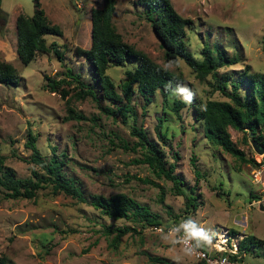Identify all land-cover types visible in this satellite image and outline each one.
Returning <instances> with one entry per match:
<instances>
[{"label":"rangeland","instance_id":"rangeland-1","mask_svg":"<svg viewBox=\"0 0 264 264\" xmlns=\"http://www.w3.org/2000/svg\"><path fill=\"white\" fill-rule=\"evenodd\" d=\"M37 1L61 34H45L43 42L48 50L38 52L23 65L15 52V17L19 13L31 16L34 0H0V61L10 63L20 77L15 86L0 84V152L4 166L12 168L20 178L28 177L31 169L43 173L30 162V149L24 144L30 131L42 157L56 154L63 158L64 173L73 179L87 201L90 195L123 193L146 205L161 224L140 228L129 219L113 220L87 201L54 192L51 185L37 189L30 199L5 198L0 186V257L5 258L6 264H160L150 262L147 257L151 255L167 259L163 264H195L197 259L182 247L178 233L190 230L199 244L205 237L214 238L220 228L252 239L251 246L239 251V264H264V210L253 203L263 193L264 181H254V175L258 171L264 174V157L263 152L253 149L249 135L227 128L230 139L247 159L241 162L204 139L202 124L188 103L179 109L178 118L170 111L169 101L163 106L159 93L144 105L141 96L134 92L129 104L135 117L122 122L118 116L102 113L89 96L78 99L73 94V82L63 84L68 91L64 98L50 92L43 86L44 76L63 78L68 68L95 88L88 75L90 64L75 54L74 48L89 47L90 9L100 7L101 2ZM170 2L179 15L192 21L185 30V42L194 58H200L202 46L213 49L218 45L228 57L237 54L239 58L237 63L218 68L219 75L235 76L245 67L250 72L264 73V0ZM142 9L136 0H116L111 23L123 42L181 79L170 98L183 99L186 94L201 102L226 100L214 91L210 77L196 79L179 58L164 60ZM52 43L60 57L49 48ZM132 67L129 63L109 65L105 71L119 95L125 71ZM99 103L109 105L102 98ZM67 106L85 118H70ZM158 117L163 119L159 128L165 134L163 141L154 128ZM132 124L144 128L163 148L167 162L175 163L174 172L184 195L175 194L171 182L156 177L146 164L134 161L141 158L138 148L120 146L121 141L127 147L135 141L129 133ZM261 132L264 139V129ZM189 194L198 203L195 209L185 207V195ZM249 195L257 198L249 203ZM189 223L194 227L190 228ZM108 227H133L136 232L130 230L113 241L115 232H104Z\"/></svg>","mask_w":264,"mask_h":264},{"label":"trees","instance_id":"trees-1","mask_svg":"<svg viewBox=\"0 0 264 264\" xmlns=\"http://www.w3.org/2000/svg\"><path fill=\"white\" fill-rule=\"evenodd\" d=\"M100 2V7L90 9L89 47L87 49L74 48L75 54L82 56L87 65L90 64L92 70L89 69L90 74L88 75L94 81L95 88L91 83L84 82L78 73H71L69 68L65 69L63 78L53 79L44 76V88L50 92H56L64 98L68 91L63 84L73 82L76 86L73 94L78 99L89 96L94 99L102 113L112 118L118 116L122 122H125L128 117L133 119L135 117V110L129 104L134 92L141 96L144 105L151 101L153 95L159 93L163 106H167L169 101L171 103L168 106L170 111L178 118L179 109L187 103L191 105L195 119L202 124L203 137L209 144L219 147L241 162H247L243 152L230 139L227 128L231 127L243 134H248L250 139H253L262 149L264 157V139L261 132L264 129V73L250 72L248 67H245L235 76L231 74L219 75L218 68L238 62L237 54L228 57L225 50L219 48L218 45L213 49L202 46L199 51L200 58H194L185 42V30L191 27V19L179 15L172 7L170 0H136L137 4L143 7V18L150 24L163 50L164 60L171 61L179 58L190 68L196 79L203 80L207 76L210 77L213 80L211 86L214 91L217 90L226 100L207 99L201 102L186 94L183 99L170 98V94L175 92L178 84L182 82L181 79L153 62L143 52L123 42L111 23L116 0H100ZM33 6L34 11L31 16L19 13L15 17V52L19 62L23 65L32 61L38 52L42 53L48 50L43 42L45 34H61L59 27L47 20L37 0H34ZM49 48L52 49L56 57H60V51L54 43ZM124 63L132 64L133 67L125 71V79L120 85L121 95H119L105 71L109 65H123ZM19 78L16 69L10 63L0 61V84L15 86ZM188 97L190 99H187ZM99 98L106 100L109 105H101ZM67 113L70 118H85L69 106H67ZM162 121L163 119L158 117L154 126L156 135L161 141L165 140L164 132L159 130ZM129 133L135 138L133 144L127 147V143L121 141L120 146L123 149L131 150L138 148L141 158L134 159V161L146 164L156 177H163L171 182L175 194L184 195L178 186V175L174 172L175 163L167 162L163 148L150 138L148 132L140 126L132 124ZM35 140V135L28 131L24 144L30 149V162L42 170V174L31 169L28 177L15 176L12 168L4 166V158L0 152V186L5 190L4 197L30 199L35 196L37 189L51 185L54 192H61L78 201L86 202L87 199L83 192L74 184L73 179L64 173L62 168L65 161L63 158L52 154L45 159L38 152ZM191 160L193 161V159ZM194 170L197 174L196 169ZM144 182L154 184L148 180H144ZM253 198H257V196L249 195L248 202L250 203ZM195 201V197L191 194L185 195V207L195 209L198 205ZM87 202L102 215L113 220L129 219L138 224L140 228L158 227L161 224L159 217L152 213L146 205L136 202L123 193H116L108 197L90 195ZM183 221L187 222L185 218ZM189 226L190 228L194 227L191 223ZM130 230L136 232L133 227L104 228L106 234L115 232L113 241ZM228 234L234 236L236 233L229 231ZM193 243H198L197 239H194ZM237 244L239 250L245 249L252 245V239L243 234ZM143 254L146 255V252ZM147 258L153 263L168 262L165 258L152 255ZM0 264H6L5 258L0 257ZM195 264H201V262L197 261Z\"/></svg>","mask_w":264,"mask_h":264},{"label":"built area","instance_id":"built-area-1","mask_svg":"<svg viewBox=\"0 0 264 264\" xmlns=\"http://www.w3.org/2000/svg\"><path fill=\"white\" fill-rule=\"evenodd\" d=\"M259 175L256 178V175ZM254 181L260 183L264 181V174L260 171L254 175ZM263 193L253 203L264 207V184ZM155 228V227H154ZM183 248L188 250L201 264H239L238 263V241L241 239L239 234L231 236L227 229L220 228L219 233L214 238H203L199 244L193 243V233L189 230L180 232L177 235Z\"/></svg>","mask_w":264,"mask_h":264},{"label":"water","instance_id":"water-1","mask_svg":"<svg viewBox=\"0 0 264 264\" xmlns=\"http://www.w3.org/2000/svg\"><path fill=\"white\" fill-rule=\"evenodd\" d=\"M251 143H252V147L255 151H257L258 153H262V149L258 147V145L256 144V142L253 139H250ZM258 208L260 210H264V207L261 205H258Z\"/></svg>","mask_w":264,"mask_h":264},{"label":"clouds","instance_id":"clouds-1","mask_svg":"<svg viewBox=\"0 0 264 264\" xmlns=\"http://www.w3.org/2000/svg\"><path fill=\"white\" fill-rule=\"evenodd\" d=\"M187 99H190V97H188Z\"/></svg>","mask_w":264,"mask_h":264}]
</instances>
